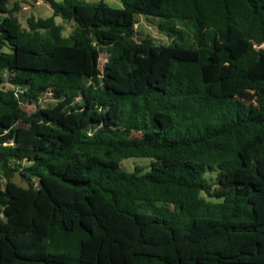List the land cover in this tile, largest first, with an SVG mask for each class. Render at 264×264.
<instances>
[{
	"label": "trees",
	"instance_id": "obj_1",
	"mask_svg": "<svg viewBox=\"0 0 264 264\" xmlns=\"http://www.w3.org/2000/svg\"><path fill=\"white\" fill-rule=\"evenodd\" d=\"M120 1L0 0V264H264V0Z\"/></svg>",
	"mask_w": 264,
	"mask_h": 264
},
{
	"label": "rangeland",
	"instance_id": "obj_2",
	"mask_svg": "<svg viewBox=\"0 0 264 264\" xmlns=\"http://www.w3.org/2000/svg\"><path fill=\"white\" fill-rule=\"evenodd\" d=\"M61 1V0H57ZM89 3H99L100 1H103L107 6L113 8V9H122L123 5L120 0H83ZM16 0H10L9 2V8L12 9L15 5ZM21 10L19 12L14 13V15L19 19L21 25L23 28H27V20L33 16L36 19H47L52 17L53 11L50 8L49 5L39 1L37 3L29 4L27 2L20 3ZM6 17V15L0 14V23L2 20ZM137 24H136V34H135V41L137 43H141L143 40L147 38H151L156 45H165L168 46L170 44H173L175 42L173 37H168L165 33H162L159 30V23L162 21L158 18L153 17H146V16H138L137 17ZM56 24L61 25L63 27V36L65 38H68L72 35L75 29V24L73 22H65L61 18H56ZM184 29V28H179ZM1 35V30H0ZM244 47L247 48L248 44H244ZM107 62L105 55H102L100 68L101 70L104 69V65ZM8 81V75H4V83H0V88L5 89H11L12 86L7 82ZM59 100L55 99L52 93L44 94L38 104L35 105H29L25 108V111L28 114L34 113L36 110H39V108H53L57 105ZM151 159L148 158H132L123 161L122 167L128 172H133L137 167L144 168V172H150L151 168ZM210 177V175L208 176ZM13 182L20 186V187H27L26 181L21 177L19 173L15 174V177L13 178ZM213 183H215V180H213ZM204 196H206L204 194Z\"/></svg>",
	"mask_w": 264,
	"mask_h": 264
}]
</instances>
